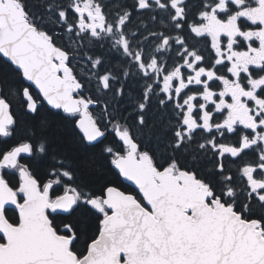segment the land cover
I'll use <instances>...</instances> for the list:
<instances>
[{"label":"snow or ice","instance_id":"snow-or-ice-1","mask_svg":"<svg viewBox=\"0 0 264 264\" xmlns=\"http://www.w3.org/2000/svg\"><path fill=\"white\" fill-rule=\"evenodd\" d=\"M0 264H264V0H0Z\"/></svg>","mask_w":264,"mask_h":264}]
</instances>
